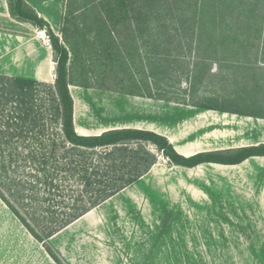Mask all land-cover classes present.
<instances>
[{
	"label": "rangeland",
	"instance_id": "obj_1",
	"mask_svg": "<svg viewBox=\"0 0 264 264\" xmlns=\"http://www.w3.org/2000/svg\"><path fill=\"white\" fill-rule=\"evenodd\" d=\"M106 1L47 0L39 4L45 14L50 13L51 29L69 52V91L78 116L80 94L91 95L95 103L111 101L110 109L118 115L121 102L142 94L172 100L151 99L161 103H149L153 116L148 119L155 127L170 126L189 147L212 142L207 148H226L235 145L236 136L245 129L247 133L255 129L253 119L242 131L235 117L213 121L215 114L199 107L174 114L165 103H196L227 113L264 115V65L258 64L264 22L259 32L237 29L228 4L221 8L218 0H203L202 8L208 14L203 24L199 12L195 13L200 0H185L180 9L189 27L180 29L171 44L167 42L168 35L174 34L172 27L162 31L145 18L146 26L139 33L134 21L131 32L121 22L118 29L123 31L124 46L111 49L108 58L106 50H95L98 26L94 18L103 13L100 7ZM215 5L223 11L221 27L216 29L208 25ZM128 16L132 17L130 10ZM129 34L134 36L128 38ZM247 39L246 50L238 42L247 43ZM54 80L55 71L48 83ZM200 111H205L201 117L196 115ZM94 122L93 126L99 125L97 119ZM143 147L157 157L156 171L135 183L129 194L109 201L118 207V215L113 207H103L102 223L81 228L73 240H64L66 257L73 264H264L263 166L239 171L206 166L182 172L173 169L153 145ZM131 203L136 206L132 211L127 209ZM7 209L0 200V264H56L40 243L14 225Z\"/></svg>",
	"mask_w": 264,
	"mask_h": 264
},
{
	"label": "trees",
	"instance_id": "obj_2",
	"mask_svg": "<svg viewBox=\"0 0 264 264\" xmlns=\"http://www.w3.org/2000/svg\"><path fill=\"white\" fill-rule=\"evenodd\" d=\"M162 1L164 4L160 5ZM166 1L169 0H107L103 3L100 8L105 13L94 18L98 26L95 32L97 53L106 50L110 58L111 49L124 46L119 24L124 22L125 29H130L134 21L140 33L146 26L145 18L162 31L172 27L174 34L168 35L167 42L171 44L177 37L175 34L189 26L186 25L187 16L180 9L185 0H171L165 4ZM202 1L195 4V13L199 12L204 24L203 17L208 14L202 8ZM7 3L14 20L29 23L44 32L53 53L55 80L49 84L0 73V200L56 264L65 262L49 239L138 182L157 163V157L143 144L153 145L170 165L184 168L202 163L236 165L250 157L264 156V145H259L184 157L164 136L138 129H114L96 136L78 135L74 130L73 99L69 92L70 58L63 40L24 0H7ZM217 4L221 8L225 4L231 7L230 17L236 19L237 29L255 32L261 29L264 0H218ZM219 7L215 5V12L208 17V25L215 29L221 27L223 21V11H217ZM129 10L132 17L128 16ZM228 11L225 15L230 13ZM167 21L170 23L166 24ZM192 22L197 27V19L192 17ZM132 36L129 34L128 38ZM248 39L247 43L238 42L239 45L246 49L250 45ZM260 43L263 47L264 42ZM259 53L258 64L264 65V47ZM132 96L172 101L142 94ZM190 106L225 111L196 103ZM249 116L264 118L256 113Z\"/></svg>",
	"mask_w": 264,
	"mask_h": 264
},
{
	"label": "crops",
	"instance_id": "obj_3",
	"mask_svg": "<svg viewBox=\"0 0 264 264\" xmlns=\"http://www.w3.org/2000/svg\"><path fill=\"white\" fill-rule=\"evenodd\" d=\"M25 3L33 9L38 15L45 19L50 26L51 16L50 13L45 14L42 7L39 5L41 2L47 0H24ZM48 4V3H47ZM56 7L54 8V10ZM57 13V10H56ZM57 35V33H55ZM46 36L43 31L37 30L29 23L19 22L14 20L9 13L7 0H0V73L8 76H23L33 78L39 82H50L54 78V66L53 53L49 43L46 41ZM46 46H45V45ZM70 88V86H69ZM78 88V87H77ZM70 92V91H69ZM73 99V125L74 130L78 135L81 136H96L103 132L114 130V129H138L151 131L156 134L164 136L173 146L174 150L184 156L189 157L197 153H212L220 151H230L237 150L246 147L264 145V118L251 117L248 112H237V113H227L225 111H215L206 110V112H211L214 115L213 121L221 120L223 116H230L232 118H237L239 125H241L242 131L244 128L248 127V120L253 119L256 121L254 127L250 133L241 132V136H236V144H232L226 148H214L209 149L212 142L201 144L199 146H190L189 142L184 141V137L180 133L171 131L170 126H164L163 128L153 126L148 119L153 116V106H149V103H161L160 101H153L149 98L128 96L126 101L120 104V114H115L113 110L110 109V102L106 99L99 100L95 103L91 95L80 94V100L82 103L81 112L79 116L77 115L76 101L73 94L70 92ZM164 104V102H163ZM98 109L99 113L97 118L95 117V107ZM165 106L171 109L175 113H183L190 111L188 109H195L190 105L175 104V103H165ZM199 117L205 113L199 112L197 114ZM201 115V116H200ZM217 115V116H216ZM119 117V118H117ZM99 125L93 126L95 120ZM152 119V118H151ZM140 120V121H139ZM116 124V125H110ZM211 125V124H210ZM249 128V127H248ZM251 130V129H250ZM172 132V133H171ZM233 140V136H232ZM228 141V139H227ZM226 143V142H225ZM227 142L226 144H228ZM218 167L224 169H230L231 171H239L240 169H260L261 166L264 167V156L260 157H250L243 162L236 165H222L216 163H202L193 168H184L179 166H172L173 169H179L182 172L192 171L200 167ZM157 164L153 165L149 172L143 176L140 180L144 179L147 175H152L157 169ZM137 183V182H136ZM135 184V183H134ZM125 188L115 196L111 197L104 203L100 204L96 208L92 209L61 231L54 234L49 240L50 243L55 247L56 251L65 258L68 264H73L72 260L66 257L68 252L67 242L73 240V236L76 232L81 229H90L94 225L102 223L101 211L103 207H113L116 215L119 212L118 207L112 206L109 201L120 198L122 193H127L133 185ZM129 194V193H127ZM128 206V204H126ZM133 203L129 204L128 210L132 211L136 206ZM133 207V209H132ZM12 216V222L19 229L28 233L26 229L21 225V223L15 218V216L7 209ZM107 212L109 211L106 210ZM120 217V216H119ZM20 232V231H19ZM106 232V231H105ZM24 235V234H23ZM28 236L31 237L36 243H38L29 233ZM77 236V235H76ZM70 237L67 242L64 240ZM39 244V243H38Z\"/></svg>",
	"mask_w": 264,
	"mask_h": 264
}]
</instances>
